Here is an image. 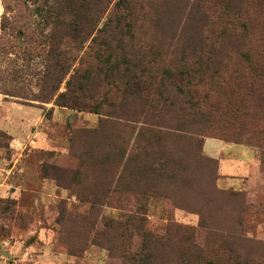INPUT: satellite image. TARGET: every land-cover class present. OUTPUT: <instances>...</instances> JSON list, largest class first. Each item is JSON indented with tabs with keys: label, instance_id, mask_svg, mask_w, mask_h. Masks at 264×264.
<instances>
[{
	"label": "rangeland",
	"instance_id": "374dc122",
	"mask_svg": "<svg viewBox=\"0 0 264 264\" xmlns=\"http://www.w3.org/2000/svg\"><path fill=\"white\" fill-rule=\"evenodd\" d=\"M44 1L0 0V264H264V80H246L255 78L264 24L250 32V62L231 57L220 78L162 97L167 85L157 76L150 95L165 111L147 122L99 65L82 109L38 101L49 93L41 87L51 31L39 15ZM157 1L165 47L201 31L204 46H235L225 0L206 2L200 26L194 0ZM252 7L244 1L253 18ZM121 25L136 50L146 40L137 18ZM90 41L76 62L73 40L60 42L71 71Z\"/></svg>",
	"mask_w": 264,
	"mask_h": 264
},
{
	"label": "trees",
	"instance_id": "16d2710c",
	"mask_svg": "<svg viewBox=\"0 0 264 264\" xmlns=\"http://www.w3.org/2000/svg\"><path fill=\"white\" fill-rule=\"evenodd\" d=\"M210 1L194 0L192 2L193 18L199 26L200 22L209 20L204 8ZM244 1H224L225 29L230 28L227 32L228 42L235 40V46L231 43L204 46L201 31L197 33L192 43L170 48L163 45L164 36L158 37L159 31L156 32L157 14L160 9V2L157 0H119L115 5L113 17L106 20L100 29L99 24L111 0H49L48 2L46 0L42 10H39V15L51 31L47 37L49 51L41 87L49 89V93L38 101L42 103L53 101L55 106L61 108L82 109L85 105L83 100L87 84L91 80L89 78L92 75V69L99 65L100 73L106 70L105 76L107 74L117 76V90L122 92L123 97L140 102V110L135 112L137 120L148 122L151 121L150 119L159 118L164 113L165 107H162L163 103L160 100L150 95L151 91L158 94L153 88L157 76L163 77L162 80L167 85L161 92L162 97L164 94L169 96L168 94L173 90H177L181 95L183 92L180 88L188 81L191 84L198 82L202 84L215 77L220 78V73H224L222 70L226 68L225 62L233 56L244 62H250L252 49L248 39L252 30L264 24V0H251L254 3L252 8L256 9L253 18L243 11ZM118 11L122 15H118ZM127 17L130 20L137 18L140 28L143 29L142 37H146L143 44L135 47L136 50L129 46L133 38L132 34L125 41L118 33L122 27L121 23ZM134 23L137 24V22ZM125 27H128V31L132 29L133 32L138 29H135L133 24ZM68 37L73 40L77 54L74 62L79 53L84 50L86 43L91 40L84 51V56L79 59V67L72 71V65H67V53L59 47L60 42ZM259 37L258 41L261 45L257 47L254 56V58L258 57L254 71L255 78L252 80L246 77L250 87H255V84L264 80V36L259 34ZM162 57H171V60L168 65L166 63L159 67L158 61ZM68 75L69 78L66 79ZM63 82L66 85V92L55 97ZM169 113L170 111L167 112Z\"/></svg>",
	"mask_w": 264,
	"mask_h": 264
},
{
	"label": "crops",
	"instance_id": "0c3cea01",
	"mask_svg": "<svg viewBox=\"0 0 264 264\" xmlns=\"http://www.w3.org/2000/svg\"><path fill=\"white\" fill-rule=\"evenodd\" d=\"M222 169H223V167H222V165H221V171H222ZM227 176V175H226Z\"/></svg>",
	"mask_w": 264,
	"mask_h": 264
}]
</instances>
